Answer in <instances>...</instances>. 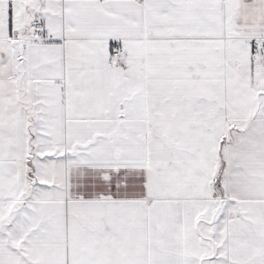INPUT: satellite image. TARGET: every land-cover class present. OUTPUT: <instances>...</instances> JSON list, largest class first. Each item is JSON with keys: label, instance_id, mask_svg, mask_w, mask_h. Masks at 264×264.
<instances>
[{"label": "snow or ice", "instance_id": "snow-or-ice-1", "mask_svg": "<svg viewBox=\"0 0 264 264\" xmlns=\"http://www.w3.org/2000/svg\"><path fill=\"white\" fill-rule=\"evenodd\" d=\"M0 264H264V0H0Z\"/></svg>", "mask_w": 264, "mask_h": 264}]
</instances>
